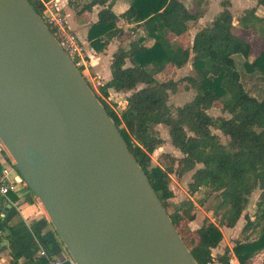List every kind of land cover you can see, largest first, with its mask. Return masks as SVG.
Segmentation results:
<instances>
[{
  "label": "trees",
  "instance_id": "16d2710c",
  "mask_svg": "<svg viewBox=\"0 0 264 264\" xmlns=\"http://www.w3.org/2000/svg\"><path fill=\"white\" fill-rule=\"evenodd\" d=\"M28 1L42 17V1ZM256 1L257 5H264V0ZM112 2L89 0L81 11L100 6L97 20L87 33L93 54L103 51L113 38L121 43L128 38L127 44L119 46L112 55L110 79L99 87L105 96H108L109 89L126 92V105L118 114L100 95L96 92L95 95L116 124L166 210L168 200L173 197L169 174L180 177L192 171L188 183L190 194L203 186L219 190L221 203L227 207V215L220 224L232 228L243 215V232L258 228L254 238L246 236L229 241L241 264H254L257 254L264 251V96L260 98L254 93L257 81L261 84L258 92L264 91V49L252 56V45L235 29H250L255 23L263 22L264 17L256 14L255 7H249L235 21L231 10L223 7L194 33L191 44L184 48L173 42L168 34L186 35L190 24L202 15V0H195L197 9L194 12L182 0H130L129 6L120 13L113 10ZM119 19L131 25V31L141 27L144 35L130 39L128 31L118 25ZM48 27L54 33V29ZM147 39L152 43L147 44ZM235 54L243 57L239 70ZM189 61L191 73L180 79L160 80L156 77L171 68H181ZM243 73L249 79L257 80L251 88L242 81ZM181 82H184L185 89H193L195 94L189 101L173 107L168 103L169 93H175ZM216 102L222 104L221 110L227 116L213 119L208 114ZM214 124L225 137V144L212 132ZM158 125L166 127L170 144L181 155L162 154L159 165L152 166L151 154L163 142L157 131ZM247 174L256 179L260 188L254 219L244 213L251 192L246 182ZM168 213L176 228L181 215L188 222L196 218L193 204L188 199ZM194 232L197 240H192L190 245L185 243L198 264H214L216 261L228 264L227 248L222 253L212 252L223 238L216 223L204 217Z\"/></svg>",
  "mask_w": 264,
  "mask_h": 264
},
{
  "label": "water",
  "instance_id": "95a60500",
  "mask_svg": "<svg viewBox=\"0 0 264 264\" xmlns=\"http://www.w3.org/2000/svg\"><path fill=\"white\" fill-rule=\"evenodd\" d=\"M0 142L77 264H198L28 0H0Z\"/></svg>",
  "mask_w": 264,
  "mask_h": 264
},
{
  "label": "rangeland",
  "instance_id": "374dc122",
  "mask_svg": "<svg viewBox=\"0 0 264 264\" xmlns=\"http://www.w3.org/2000/svg\"><path fill=\"white\" fill-rule=\"evenodd\" d=\"M61 1L69 2L70 0H57L55 2H57V5L60 6ZM82 1L88 2L89 0H79L78 5H80ZM182 1L186 4V6L189 8L191 12H194L197 9L195 6V0H182ZM252 2L253 0H202V7H201L202 15L196 22L190 24L189 32L186 35L180 37L175 35H169V38L173 42H178L183 47H187L188 45L191 44L194 33L199 28L206 25L213 18V16L216 15L223 7H227L231 10L234 20L236 21V18L242 13L245 7L249 8L254 3ZM129 4H130V0H113L112 7L116 13H120L124 9H126L129 6ZM59 11L63 16L66 15V12L64 10L62 11L61 9H59ZM70 19L72 20L71 17H68L67 22L68 23L70 22L71 24ZM118 25L128 31L130 35V39H137L140 36L144 35L141 27L134 31H131L130 30L131 25L127 24L122 19L118 20ZM253 26H252L253 31H249L250 35L248 39L251 41V45L254 49V52H259V50L262 49L261 47H264V20L263 22L255 23ZM72 30L76 32V30L74 29ZM127 42H128V38H124V41H122L121 46H125ZM145 42L147 44H151L152 40L147 39ZM117 45H119L118 42ZM234 59L237 64V69L238 70L241 69L243 57L240 54H235ZM128 64L129 62H127V65ZM94 68L97 71V73H99L103 78H105V75L110 73L111 71L107 60L96 61L94 63ZM80 70L82 75L85 77L86 74L84 70L82 69ZM243 70L244 68L242 69V71ZM190 73H191V64L189 61L181 68H171L169 72H166L163 75L157 74L156 77L160 80L167 78H172L174 80H177ZM241 79L243 82H245L247 88H251L252 85L255 84L257 81L255 79H249V76L246 73L242 74ZM257 82H258V86L255 88L254 93H256L261 98L262 96H264V91L260 90L258 92V87H260L261 84L259 83V81ZM88 84L92 86V83L89 82ZM98 87L99 86L97 85L96 88L98 89ZM110 93L111 94H108V96L104 95V97H106L109 103L108 106L113 107V109H115V112L119 114L120 110L125 107V103H126L125 96L127 93L122 91H114V90H111ZM194 94L195 91L193 89H185L184 82L183 83L181 82L178 85L177 91L175 93L172 92L169 93L168 103L171 104L173 107L182 105L186 101H189L194 96ZM221 106L222 104L220 102H216L215 105L209 109L208 114L213 119H215L220 115L225 116L226 114L222 112ZM211 130L213 133L218 135L221 143L223 144L226 143L225 137L218 129L217 124L212 125ZM157 131L159 136L163 139V142L151 154L152 166L159 165L162 154L168 153L169 155L175 157H179L181 155L180 152L170 144V139L166 127L163 125H158ZM191 174L192 171L185 172L180 177L175 175V173L169 174L170 177L169 188L173 192V197L168 200L169 204L167 207L168 212H173L177 207H179L180 203L183 200L188 199L192 202L193 209L196 212L195 220L192 222H188L187 219L183 215H181L180 221L176 223L178 230L180 231L181 235L184 237V240L188 245H190L192 240H197V235L195 234L194 230L201 224L204 217H208L212 222L216 223L222 231L223 238L218 247L221 252H223L225 248L228 249L229 247L228 244L230 239L233 238L243 239L246 236L250 238H254L257 235L258 228L254 230L249 229L244 232L242 231V227L245 224V218L243 215L237 221L236 225L232 228L225 227L224 225L220 224V222L224 220V218L227 215V207L226 205H223L221 203V196L219 190L212 188L210 186H203L199 188L198 191H196L195 193L190 194L188 190V183L191 181ZM246 182L251 188V192L248 197V203L246 205L244 213H246L247 216H249L251 219H254L256 212V201L258 200V195L260 193L259 183L251 174H247ZM213 251L215 250H212V252ZM213 253L217 254L216 251ZM254 264H264V251L257 254L254 260Z\"/></svg>",
  "mask_w": 264,
  "mask_h": 264
},
{
  "label": "crops",
  "instance_id": "0c3cea01",
  "mask_svg": "<svg viewBox=\"0 0 264 264\" xmlns=\"http://www.w3.org/2000/svg\"><path fill=\"white\" fill-rule=\"evenodd\" d=\"M84 2L82 1L78 5L79 0L61 1L60 6L57 5V2L55 3L59 9L66 12L64 18L68 27L76 30L74 32L71 29L83 45L86 61L89 64V72L95 75L101 84H103L110 79L111 71L103 78L95 70L94 63L99 60H107L110 66L112 55L121 46V42L117 38H113L103 51L96 54L91 52L87 33L92 23L97 20V12L100 6L95 5L91 10H85L86 12H84L81 11L83 4L87 3ZM253 2L250 7H255L256 14L264 17V5H257L256 0H253ZM68 17L72 18V20L70 19L71 24L67 22ZM249 31H253V29L242 27H237V30L235 29V32L239 36L251 44V41L248 39L250 35ZM169 35L174 34L169 33L168 37ZM117 42L119 45H117ZM261 48L259 52H254L252 47L251 55H258L264 49V47ZM84 72L86 74V71ZM111 90L113 89H109V94H111ZM4 151L5 148L0 142V172L7 162ZM10 177L16 180L14 190L7 197L0 194V264H44L48 257H55L66 261L69 254L42 205L33 195L30 188L23 182L18 181L19 175L16 171H13ZM228 245L230 246V243ZM213 250L217 253H222L218 247ZM41 251H44L45 254L41 255ZM64 264L67 263L64 262Z\"/></svg>",
  "mask_w": 264,
  "mask_h": 264
},
{
  "label": "built area",
  "instance_id": "2783aa9c",
  "mask_svg": "<svg viewBox=\"0 0 264 264\" xmlns=\"http://www.w3.org/2000/svg\"><path fill=\"white\" fill-rule=\"evenodd\" d=\"M41 1L44 5L42 19L45 21L47 26L50 25V27L54 29V36L56 37L57 41L66 52V54L73 61L74 65L78 69L86 71V76L83 77L85 78L87 83H92V86H90L92 90L95 89L94 93L96 92V94L100 95V97L109 105L106 97H104V95L99 90L100 85H102L100 80L95 75L89 72V64L86 61L85 51L82 43L79 41L75 33L68 27L64 16L59 11V7L55 4L54 0ZM97 85L99 86L98 89L96 88ZM111 108L113 109V107ZM113 110L115 111V109ZM4 152L6 153L7 162L0 172V194L4 197H7L8 194L14 190V186L16 183V180H13L10 177V174L13 171H16V173L19 175L18 181L23 182L25 185L26 182L15 168L14 161L6 149ZM40 254L44 255L45 252L41 251ZM227 261L228 264H241L231 246H229L227 250ZM64 262H66L67 264H77L75 260L70 256H68L66 261L55 257H48L47 261L44 264H64ZM214 264L220 263L216 261L214 262Z\"/></svg>",
  "mask_w": 264,
  "mask_h": 264
}]
</instances>
